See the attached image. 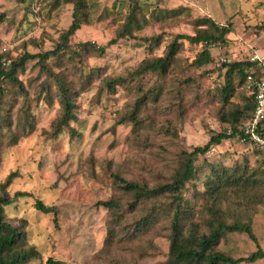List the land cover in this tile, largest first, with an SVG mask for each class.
Returning <instances> with one entry per match:
<instances>
[{"label": "rangeland", "instance_id": "obj_1", "mask_svg": "<svg viewBox=\"0 0 264 264\" xmlns=\"http://www.w3.org/2000/svg\"><path fill=\"white\" fill-rule=\"evenodd\" d=\"M80 1L87 21L68 43L76 53L46 61L53 73L63 71L73 84L80 73L90 77L84 80L83 89L75 86L76 119L69 126L78 135L71 137L68 129L57 137L50 135L51 124L61 113L54 82L36 59L28 61L17 78L28 91L34 131L20 137L16 145L0 149V183L15 172L8 193L26 192L29 196L7 207L6 218L13 227L22 228L27 243L39 251L40 258L28 264H45L48 258L61 264H163L168 257L175 201L159 196L129 207L133 197L119 189L114 177L148 188L170 183L187 153L228 127L220 115L242 106L245 91L233 74L232 96L225 102L220 93L225 85L220 58L232 63L248 60L252 50L264 54V30L259 29L264 24V0ZM73 9L69 0H0V58L6 67L25 53L52 50L70 26ZM132 9L137 23L131 26L130 35L120 37ZM208 17L224 25L230 22L233 30L226 45L209 51L212 63L192 66L201 48L183 41L175 68L166 76L158 98L139 105L141 93L157 80L154 75L138 88L127 82L113 91L104 88V79L124 78L142 60L164 55L176 35L191 36L205 30L203 19ZM151 37L158 39L144 41ZM112 40L115 43L110 44ZM81 43L103 48L105 53L100 56L92 49L78 48ZM43 84H49L48 92H40ZM1 88L0 114L9 109L14 120L23 97L16 85L5 82ZM132 111L139 125L126 121ZM244 166L258 170L264 166V154L236 140L223 141L204 156H197L195 179L182 195L188 213L184 222L203 228L210 217L201 194L212 168L231 174L234 170L240 173ZM110 199L119 203V210L96 205ZM37 200L56 208L55 219L34 209ZM218 209L226 223L250 218L264 251V205L240 203L226 195ZM148 215L153 216L151 223L139 226L141 218ZM217 248L234 259L255 250L246 236L237 234L224 237Z\"/></svg>", "mask_w": 264, "mask_h": 264}, {"label": "trees", "instance_id": "obj_2", "mask_svg": "<svg viewBox=\"0 0 264 264\" xmlns=\"http://www.w3.org/2000/svg\"><path fill=\"white\" fill-rule=\"evenodd\" d=\"M69 1L74 3L71 24L60 36V42L52 50L37 55L25 53L17 60L11 61L8 67H6L3 59L0 58V96L4 93L1 84L7 82L16 85L20 92L19 94L23 97L22 106L15 114L14 120L11 118V110L9 109H3L2 114H0V149L16 145L20 137L27 136L34 131L35 118L31 114L28 91L17 78V72L24 69L28 61L34 59L37 60L42 72L53 80L61 107L60 116L51 124L50 135L57 137L66 129L70 130L71 137L78 135V132L71 130L69 126V123L76 119L74 110L75 86L81 85L80 87L83 89L87 83L84 80L86 79L87 81L90 77L80 73L77 84H73L72 81L67 79L68 74H63V71L53 73L46 64L49 58H54L58 61L61 56L76 53L68 43L70 38L80 29L81 24L87 21V14L82 12L83 4L80 0ZM135 14V9H132L127 15L126 22L119 32L120 37L130 35L131 26L137 23ZM235 18L233 17L232 20L234 19L236 22ZM203 23L206 25L205 30H199L195 35L191 36L176 35L167 46L164 55L142 60L137 68L124 78L104 79L102 84L105 87H103L113 91L117 85L127 82V84L138 88L141 87L140 85L148 76L154 75L157 80L147 92L141 93L138 98L139 105L146 100L158 98L162 92L166 76L175 68L178 48L183 41L200 46L201 51L194 58L191 65L201 67L212 63L213 59L209 51L217 46H222V44L226 45L227 36L233 31L230 22L224 25L208 17L203 19ZM259 29L264 30V24L259 26ZM157 39L151 37L144 39V41L156 42ZM113 43H115L114 40L110 42V44ZM78 48L84 50L92 49L100 56L105 53L103 48H96L95 45L88 43L78 44ZM220 67L225 70V85L220 88V93L223 95L225 102H228V98L232 96L233 82L235 81L233 74L237 77L238 86H243L245 91L241 95V100L244 103L242 106L228 108L220 115L221 122L228 127L210 136L207 143L203 146H196L191 152L187 153V158L184 159L183 164L179 167L178 174L170 183L148 188L144 184L129 182L118 176L114 177L116 183H119V189L132 195L133 200L129 203V207L144 199L159 196H168L175 201L169 225L170 245L168 257L163 264H264V251L258 244L253 232L251 219L226 223L217 214L219 203L226 195H231L235 201L240 203L247 204V202L255 201L256 205H264V200L261 199H264V195L261 192L264 191V166L258 170H250L244 166L240 173L234 170L231 174H227L225 171L218 172V168H212L204 183L205 190L201 194V199L208 203V209L210 210V217L203 222L204 229L197 224H186L184 222L188 213L185 210V206H183L184 199L182 195L187 190V184L195 179L193 170L195 158L204 156L211 148L219 146L223 141L236 140L240 143L237 136L243 134L242 128L246 126L254 114L253 82L264 77L261 68L248 60L221 63ZM48 86L49 84H43L40 92H48ZM125 118L126 121H132L133 125H139L140 123L134 111L129 112ZM227 130H231V133H227ZM259 134L264 139V124L260 126ZM241 144L252 147L248 143ZM15 177V172L10 173L0 183V264H28L40 258L39 251L33 245L27 243L25 231L22 228L13 227L6 218L5 209L7 207L14 204L19 198L29 196L26 192H15L13 195L8 193L7 188ZM225 191L228 192L226 193ZM96 205L110 211L120 209L119 203L112 199L97 202ZM34 209L43 214H52L54 219L57 215L54 206L45 205L39 200L35 201ZM152 220V215L142 217L139 226L145 227ZM114 222L118 223L117 220ZM233 234L246 236L255 246V250L249 255L237 259L218 250L217 247L221 240L227 235ZM45 264H61V262L48 258Z\"/></svg>", "mask_w": 264, "mask_h": 264}, {"label": "built area", "instance_id": "obj_3", "mask_svg": "<svg viewBox=\"0 0 264 264\" xmlns=\"http://www.w3.org/2000/svg\"><path fill=\"white\" fill-rule=\"evenodd\" d=\"M222 63L229 60L220 58ZM248 61L255 63L264 73V54L257 50H252ZM254 86V114L249 122L242 128V135H238L240 143H248L252 147L264 153V139L260 136V126L264 124V77L253 82ZM231 133V130H227Z\"/></svg>", "mask_w": 264, "mask_h": 264}]
</instances>
